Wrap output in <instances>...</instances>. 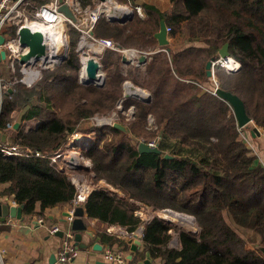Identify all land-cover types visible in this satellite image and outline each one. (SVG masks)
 I'll return each mask as SVG.
<instances>
[{
    "label": "trees",
    "instance_id": "1",
    "mask_svg": "<svg viewBox=\"0 0 264 264\" xmlns=\"http://www.w3.org/2000/svg\"><path fill=\"white\" fill-rule=\"evenodd\" d=\"M31 1L36 6L47 0ZM140 5L145 17L135 10L131 20L121 23L103 15L93 32L121 47L148 48V60L140 66L143 81L133 68L124 71L120 52L106 48L100 56L107 71L103 85L81 83L80 31L71 26V48L59 68L44 71L32 86L17 80L0 93V131L9 132L20 121L7 142H0L53 152L81 130L82 119L113 110L124 82L132 79L151 93V100L126 97L124 107L136 108L128 131L112 124L91 127L86 132L94 134L93 141L83 149L97 180H105L124 196L94 188L85 202L87 214L130 232L144 225L140 254L149 252L161 264H264V166L241 139L231 104L204 88L214 86L207 75L208 60L229 42L230 54L241 67L233 72L218 68L219 86L238 94L252 121L264 129V0H170L167 10L148 1ZM162 19L170 27V42L159 46L155 33ZM133 138L156 140L163 152H141ZM170 139L178 147L171 148ZM2 146L0 196L23 204L28 221L47 218V210L75 197L76 186L48 156H7ZM143 205L152 211L190 214L199 229L180 227L159 215L146 221L136 214ZM229 219L256 234L255 248L244 246V238ZM175 233L179 246L171 244ZM100 238L130 249L126 239L106 232Z\"/></svg>",
    "mask_w": 264,
    "mask_h": 264
},
{
    "label": "built area",
    "instance_id": "2",
    "mask_svg": "<svg viewBox=\"0 0 264 264\" xmlns=\"http://www.w3.org/2000/svg\"><path fill=\"white\" fill-rule=\"evenodd\" d=\"M114 2L118 3L116 1ZM63 3L70 6L77 17V21H73L59 9L61 6L59 0H47L46 2L36 6L31 0H0V34L5 35V42L0 44V51L5 49L7 51V59L10 60L12 68L20 69L22 76L19 78L20 80L18 79L19 81L25 83L27 86H32L43 71L54 70L61 63V61L64 60V54L67 50L68 44L70 43L71 26H74L78 31H80V36L78 38L79 50H82L84 45H92L94 48L92 50V55L88 54L81 56L82 64L80 76L82 81L87 77L86 59L94 56L100 61V56L106 48L118 51L123 57L131 59V63H129L131 65L140 67L145 64H141L139 62V57L142 54H147L149 56L151 53L150 51L141 50L136 47H121L111 38H98L94 35L93 29L103 15H105L109 20L111 16H121L115 13L116 9H112L110 6L111 2L108 0H95L96 4L94 7L89 4L86 6L82 5L81 0H63ZM32 6H34V10H31ZM120 6L128 8L131 12L133 11L134 14L136 10L140 16H145L143 8L140 4L135 5L132 9L129 8V6ZM22 27H28L33 31H40L42 33L44 44L46 46L45 55L31 58L25 63L19 60L21 54H26L30 50L29 46H22L20 43L19 32ZM169 30L170 27L168 26V31ZM83 41H85L86 44H83ZM84 53L86 52L84 51ZM219 67L224 68L229 72H233L241 67V62L232 55L227 57L220 56L213 62L214 71H216V68ZM99 73H101V76L103 77L102 70ZM84 74H86L85 77ZM217 81L218 80L215 77V79H213L214 86L211 87L207 85L204 86V88L209 90L214 95H219V85ZM129 83V81H126L124 86L126 87ZM4 88L8 89L9 87L0 77V93H2ZM144 90L147 92L144 98H148L151 93L147 89ZM128 94L132 93H128L124 90L121 98L118 100V108L113 109L112 112L109 113V116H104L102 118H99V116L94 117L104 124L112 125L114 123V119L120 116V112L125 114L128 118H134L135 115L132 114L134 105L129 107V112L119 109L122 108L121 103L126 97H128ZM149 123L151 125L154 123V117L152 115L149 117ZM257 127L260 131V135L264 136V129L259 126ZM239 129L241 139L247 145L250 152L255 154L256 146L253 138L249 134L247 135L245 133L244 127H239ZM79 133L80 131L73 133L68 137L66 142L70 144L71 148H63V146H61L57 150L50 153H42L28 145L5 144L2 146L0 142L2 152L7 156H48L51 163L57 170L66 173L77 189L75 197L70 201L71 207L69 211L72 214L79 205L84 206L89 193L92 191L90 184L85 181L83 175L84 172L91 171L92 162L90 158L86 157L82 153V150L85 148L83 146L85 144H82V141L85 139H74L76 134ZM149 144L152 147H155L159 143L154 140L149 142ZM76 145L80 149H73ZM70 162L88 167L89 169L75 168ZM14 204L19 205L16 201H14ZM142 212V210H137L136 214L140 216V213L142 214ZM72 220L73 216H70L68 217L69 225L62 226L60 224H56L49 227L50 234H57L59 231H63L64 233L62 245L57 253L59 264H71L80 254L79 247L74 240V232L71 229ZM39 222H44V219L39 218ZM106 232L122 239H129L139 238L140 236L142 237L143 229L138 228V230L130 232L127 227L123 225L111 224L106 227ZM5 252V249L0 248V264H6ZM104 258L110 264H128L127 253L122 246L107 247L104 250Z\"/></svg>",
    "mask_w": 264,
    "mask_h": 264
},
{
    "label": "crops",
    "instance_id": "3",
    "mask_svg": "<svg viewBox=\"0 0 264 264\" xmlns=\"http://www.w3.org/2000/svg\"><path fill=\"white\" fill-rule=\"evenodd\" d=\"M166 2L168 5H165L164 7H161L158 3L155 4H157L162 10H166L170 5V0H167ZM5 61L6 60H4V62ZM1 64L2 63H0V66ZM244 131L247 135L249 134L253 138L256 146L255 155L264 166V136H253L251 133V126L244 127ZM101 181L102 182L97 187L107 188L116 192L120 196H124L121 190L103 180ZM0 201L14 204L15 200L7 196H0ZM70 205L71 203L69 202L64 206L50 208L46 212L47 218L44 219L41 217L44 219V222H39V219L28 221L26 217H24V219L8 217L5 221H0V248L5 249L6 251V264H59L57 253L62 245L63 237L57 234H50L49 227L56 224L62 226L69 225V222L66 221V213L70 210ZM146 207L147 209H144V206L139 209L143 211L142 214L140 213V216L147 221L153 216V211L150 207ZM85 221L88 225V229L87 232H84L83 242L87 244V247L80 248V254L71 264H110L104 258V250L109 246L119 247L120 244L118 242L113 245L103 243L100 234L106 232V227L111 224H106L99 221L98 218L90 217L87 214V211L85 214ZM144 227V225H141L139 228L144 229ZM131 239L135 240L137 238H129L126 240L129 242ZM95 243H101L103 249H95ZM131 247L132 245L130 243V249H125L128 259L131 253L133 254L132 259H135L131 264H144L143 260L146 258H150L154 264H161L159 260L153 259L149 252L140 254V252L143 251V240L141 245L138 246L137 251H139V254L137 256L135 255L136 251L132 252ZM54 257H56L55 263Z\"/></svg>",
    "mask_w": 264,
    "mask_h": 264
},
{
    "label": "water",
    "instance_id": "4",
    "mask_svg": "<svg viewBox=\"0 0 264 264\" xmlns=\"http://www.w3.org/2000/svg\"><path fill=\"white\" fill-rule=\"evenodd\" d=\"M104 1V0H102ZM59 2L61 3L60 6V10L62 12L65 13L66 16H68L70 19H72L73 21H77V17L74 14V12L72 11V9L70 8V6L66 3H63V0H59ZM134 16V12H130L128 14H123L121 16H111L110 20L111 21H118L121 23H125L128 20H131ZM168 25L165 21V19L161 20L160 23V30L157 31L155 33L156 38L158 39L159 45L160 46H164V45H168L170 40L168 37ZM19 36H20V43L22 46H29V52L26 54H21L19 60L23 63H25L26 61H28L31 58H35L38 56H42L46 54V46L44 44V40H43V35L40 31H33L28 27H22L20 29L19 32ZM5 42V35L0 34V44H3ZM229 46L230 43L226 42L219 50V52L214 55L213 57H211L210 60H208L207 64H206V68H207V75L210 79H215V71L213 68V62L216 61L220 56L221 57H227L230 54V50H229ZM7 59V51L5 49H2L0 51V63L4 60ZM148 60V55L147 54H142L139 57V62L141 64L146 63ZM123 61L127 62V63H131V59H127L126 57H123ZM102 69V64L101 62L96 59L94 56L89 57L86 59V72H87V77L83 80V82L85 84H96L98 86L103 85L105 78L104 76L102 77L101 73H99ZM100 74V75H99ZM100 80V81H98ZM218 85H219V81H217ZM218 93L219 96L222 97L223 99H225L226 101H228L231 106L233 107V111L234 114L236 116V120L238 123L239 127H247L250 126V122H252V118L248 115L247 110H246V106L245 103L243 101V99L236 93H233L231 91H227L224 90L222 88H220V86L218 87ZM128 97H133L136 98L138 100H143V101H150L151 100V95L148 98H144L141 96H138L137 94H128ZM20 126V121H16L11 130L9 132H1L0 131V141L2 142H7L8 140V136L10 134H12L14 132V130H16L18 127ZM114 127H117L123 131H128V127L127 125L115 121L113 123ZM251 133L253 136L255 135H260V131L258 129L257 126H252L251 127ZM139 150L141 152H155V153H162V149L156 145L155 147H152L149 143L145 142V141H141L139 143L138 146ZM166 157H172L170 154L165 153ZM71 163V162H70ZM71 165H73L75 168L78 169H89L88 167H84L82 165H77V164H73L71 163ZM23 209H24V205H15V204H11L9 202L6 201H0V221H5L8 217L11 218H17V219H24V215H23ZM166 211H171V209H164ZM85 207L83 205H79L74 213L72 214L70 211H67L66 216L67 219L66 221H68V217L73 216V220L71 223V229L74 232V240L75 243L77 244V246L79 248H86L87 244L83 242V236H84V232H87L88 229V225L85 221ZM165 218V217H164ZM166 219V218H165ZM169 221L172 222L171 219H167ZM57 235L62 236L64 235L63 231H59L57 233ZM132 245L131 250L132 252H135L138 249V246L141 245L142 243V237L140 236L137 239H131L129 241ZM94 248L97 250H102L103 246L101 243H95L94 244ZM261 250L264 254V246L261 247ZM55 256V255H54ZM54 263L56 261V257H54ZM133 258V254L131 253L129 255V259ZM53 263V260H52ZM144 264H154L150 258H146L143 260Z\"/></svg>",
    "mask_w": 264,
    "mask_h": 264
},
{
    "label": "rangeland",
    "instance_id": "5",
    "mask_svg": "<svg viewBox=\"0 0 264 264\" xmlns=\"http://www.w3.org/2000/svg\"><path fill=\"white\" fill-rule=\"evenodd\" d=\"M114 1H116V2H118L119 3V5H124V6H129V8H133V6L135 5V4H133V2L131 1V0H114ZM113 1V2H114ZM137 1V4H140L141 2H143V1H148V2H151V3H158V5H160L161 7H164L165 5H168L167 4V0H136ZM115 3V2H114ZM117 3V4H118ZM169 7H170V5H169ZM169 7L167 8V9H169ZM166 9V10H167ZM143 11H144V9H143ZM144 14H145V11H144ZM145 17V16H144ZM159 43V42H158ZM83 44H85V43H83ZM198 44H203V43H198ZM160 46V45H159ZM71 48V38H70V43L68 44V47H67V50H66V52H65V56H64V58L68 55V52H69V49ZM138 49H141V50H145V51H147V49L148 48H144V49H142V48H138ZM77 50L78 51H80V57L82 56V55H88V54H93L92 53V50H93V46L92 45H84V47L82 48V50H79V39H78V43H77ZM84 51L86 52V53H84ZM89 52V53H88ZM61 61V60H60ZM63 61H61V63H62ZM2 64H1V66H0V77H1V79L3 80V82L5 83V84H7L8 85V87L10 88L12 85H14V83L22 76V73H21V71H20V69H17V68H15V69H13L12 68V66H11V63H10V60L9 59H7L5 62L4 61H2L1 62ZM60 63V64H61ZM59 64V65H60ZM58 65V66H59ZM131 64H129V63H127V62H125V65L123 66V68H124V71L126 72L129 68H133V71H134V75H136L137 77H138V79L140 80V81H143V78H144V76H145V73H144V68H142V67H139V66H137V68H136V66H134V65H131ZM57 66V67H58ZM57 67L54 69V70H50V71H55L56 69H57ZM59 68V67H58ZM219 68H221V67H219ZM218 68H216V70H217ZM222 69H224V68H222ZM102 73H103V76H104V78H105V76H106V73H107V71L103 68V66H102ZM224 70H226V69H224ZM18 73H20L21 74V76L20 77H18L17 76V74ZM10 74H14L15 75V77H12V78H10ZM43 74H44V71L42 72V74L39 76V78L35 81V82H38L40 79H41V77L43 76ZM78 76H79V81L81 82V83H84L83 81H82V79H81V76H80V71H79V73H78ZM215 77H216V79H217V76H216V73H215ZM20 80V79H19ZM218 80V79H217ZM98 81H100V80H98ZM126 81H129L130 83L129 84H132V85H134L135 87H137V88H140L141 90H144V88H142L141 86H138V85H136L133 81H132V79H128V80H126ZM125 81V82H126ZM125 82H124V84H123V88H122V94H123V92H124V90L126 91L127 90V85H126V87L124 86L125 85ZM211 82L214 84V82H213V79H211ZM120 107V106H119ZM121 107L122 108H119V109H121V110H124V111H126V112H129V107L128 108H125L124 107V103L122 102L121 103ZM118 108V102L116 103V105H115V107H114V109H117ZM135 111H136V108H135V106H134V108H133V113L132 114H134L135 115ZM110 112H112V110L110 111ZM110 112H108V113H96V114H94L92 117H90V118H86V119H82L79 123H78V127H79V129H81V130H79V131H81L82 132V134H84L85 135V138H83V139H85L84 141H82V144H85V145H83L84 147H89L90 146V142L91 141H93V137H94V134L93 133H91V132H89V133H87L86 132V129H91V127H95V126H101V125H107V124H104L103 122H100V121H98L94 116H99V118H102V117H104V116H109V113ZM133 120H135V117L134 118H128L127 116H125V114H123L122 112H120V116L119 117H116L115 119H114V122L115 121H118V122H121V123H123V124H125V125H127L128 123H130L131 121H133ZM150 124V123H149ZM151 125V124H150ZM13 126V125H12ZM250 126L252 127V126H257L253 121L252 122H250ZM12 128V127H11ZM89 135H90V137H91V139H90V137H89ZM88 140V141H87ZM141 141H144L143 140V138H139V139H135V138H133V143H135V144H138V143H140ZM70 142V141H69ZM169 146L172 148V147H178V143H177V141L176 140H169ZM67 147H70L71 148V146H70V144L68 143V142H66L64 145H63V148H67ZM73 149H80L77 145L75 146V147H73ZM82 153L85 155V153L83 152V150H82ZM86 156V155H85ZM87 157V156H86ZM83 175H84V179H85V181L87 182V183H89L90 184V186H91V188H96L102 181L101 180H97V178H96V173L92 170V168H91V171H87V172H84L83 173ZM104 182H106L105 180H103ZM108 183V182H107ZM144 206V205H143ZM142 207V206H141ZM141 209V208H140ZM139 209V210H140ZM144 209H147V207L146 206H144ZM173 212H177V213H179V214H182L183 212H178V211H175V210H172ZM167 213H170V212H168V211H165V210H159V211H153V216L154 215H159V216H161V217H165L166 219H168L169 217H167ZM183 214H185V215H187V216H190L191 218H189V220L188 221H181V220H179V219H171L172 220V222L174 223V224H176V225H178V226H180V227H184V228H186V229H189V230H194V231H198V225H197V223H196V220H195V218L192 216V215H190V214H187V213H183ZM191 219V220H190ZM229 222L238 230V232L242 235V237L244 238V240H245V244H244V246L246 247V248H255L256 246H257V243H256V234L254 233V232H252V231H248V230H245V229H242L241 227H239L238 225H236L234 222H232V221H230V219H229ZM171 244L173 245V246H179V239H178V236L176 235V233H175V236L173 237V239H172V242H171ZM79 250H80V248H79ZM129 260V259H128Z\"/></svg>",
    "mask_w": 264,
    "mask_h": 264
},
{
    "label": "bare ground",
    "instance_id": "6",
    "mask_svg": "<svg viewBox=\"0 0 264 264\" xmlns=\"http://www.w3.org/2000/svg\"><path fill=\"white\" fill-rule=\"evenodd\" d=\"M109 2H111V7L112 9H116L115 10V13L117 15H122V14H128L130 13L131 11L128 9V8H125L123 6H120L119 4L117 3H114L113 0H108ZM83 43H85V41H83ZM86 44V43H85ZM86 76V74H84V77ZM128 93H134V94H137L138 96H141V97H145L146 96V91L145 90H141L140 88H137L135 86H133L132 84H127V90H126ZM85 135L82 134V132L80 131L79 134H76V136L74 137V139H82L84 138ZM170 213H167V217H169L168 219H179L181 221H188L189 218H191L190 216H187L185 214H179V213H175V212H171V211H168ZM191 220V219H190Z\"/></svg>",
    "mask_w": 264,
    "mask_h": 264
}]
</instances>
